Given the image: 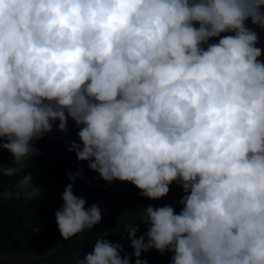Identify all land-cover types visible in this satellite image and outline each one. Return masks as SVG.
<instances>
[{
    "label": "clouds",
    "instance_id": "9594fccd",
    "mask_svg": "<svg viewBox=\"0 0 264 264\" xmlns=\"http://www.w3.org/2000/svg\"><path fill=\"white\" fill-rule=\"evenodd\" d=\"M261 32L264 0H0V150L16 165L0 174L71 120L68 150L101 180L149 200L182 192L179 211L149 205L146 231L125 229L131 254L101 238L79 264H148L150 249L170 264H264ZM15 187L41 194L30 172ZM61 199V238L101 221L72 183Z\"/></svg>",
    "mask_w": 264,
    "mask_h": 264
},
{
    "label": "trees",
    "instance_id": "16d2710c",
    "mask_svg": "<svg viewBox=\"0 0 264 264\" xmlns=\"http://www.w3.org/2000/svg\"><path fill=\"white\" fill-rule=\"evenodd\" d=\"M258 46L264 48V32L260 33ZM77 132L78 129L73 130L74 137L78 140ZM33 146L40 155L27 157L25 167L18 174L11 177L0 174V193L10 190L14 193L11 199H0V249L31 248L47 242L58 230L54 213L63 205L61 196L67 184L72 183L73 194L83 197L87 203L115 182L109 184L101 180L97 173L87 168V162H78L75 154L63 146L53 131L35 141ZM0 164L16 167L6 150H0ZM80 169L83 170V179L79 176L74 181L67 179ZM29 172L33 176L34 185L41 189L40 196L25 199L23 192L26 190H19L21 196L15 197V192L18 191L15 185ZM181 195V189L173 183L167 196L149 200L128 183L122 194L101 212L102 219L98 224L68 238L56 253L33 261H0V264H79L84 255L92 250L96 240L101 238L121 244L131 254L125 229L140 225L138 235L143 234L146 231V226L142 224L143 208L169 204L179 211L177 202ZM36 228L39 229L38 232L34 231ZM141 259H146L148 264H170L171 253L160 254L150 249L141 254Z\"/></svg>",
    "mask_w": 264,
    "mask_h": 264
},
{
    "label": "water",
    "instance_id": "95a60500",
    "mask_svg": "<svg viewBox=\"0 0 264 264\" xmlns=\"http://www.w3.org/2000/svg\"><path fill=\"white\" fill-rule=\"evenodd\" d=\"M76 129L78 128L71 120H69L68 130L66 132H59L55 126L53 127L52 131L56 133L63 146L69 149L73 141H76L77 143L79 142L77 139H75L73 134V130ZM127 185L128 182L115 181L109 188L100 193L96 198L87 202L85 209L89 208L93 204H96L101 212L105 211L106 206L118 198L125 190ZM66 240L67 239L61 238L60 233L57 230L56 233L42 245L31 248L0 249V261L21 262L43 259L56 253V251L62 247Z\"/></svg>",
    "mask_w": 264,
    "mask_h": 264
}]
</instances>
